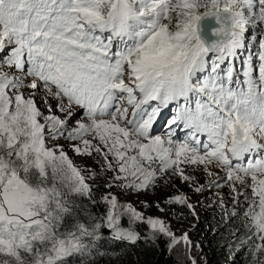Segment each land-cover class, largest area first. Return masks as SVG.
<instances>
[{"label":"snow or ice","instance_id":"1","mask_svg":"<svg viewBox=\"0 0 264 264\" xmlns=\"http://www.w3.org/2000/svg\"><path fill=\"white\" fill-rule=\"evenodd\" d=\"M250 27L264 0H0V264H83L139 224L190 246L117 192L96 198L100 175L140 193L192 184L189 168L229 188L225 216L264 264V39L235 63Z\"/></svg>","mask_w":264,"mask_h":264},{"label":"trees","instance_id":"2","mask_svg":"<svg viewBox=\"0 0 264 264\" xmlns=\"http://www.w3.org/2000/svg\"><path fill=\"white\" fill-rule=\"evenodd\" d=\"M246 37V47L241 50L242 60H246L252 54V50H259L258 42L264 39V27H250ZM166 181L165 179L161 183ZM96 183L100 185L96 192V198L99 199V195L108 190L103 187L105 177L98 176ZM159 184L156 188L160 187ZM161 187L164 188V184ZM151 192L154 191H149ZM82 206L92 213L103 212L105 207L100 203L93 204L87 199L82 200ZM167 209L171 224L180 228L177 232L182 236L188 234L191 242V245H188L189 249L198 252L197 257L201 263L204 257L207 260L206 264H251L253 259L251 252L240 246V240L237 239L242 235L237 231L241 227L239 220L228 221L224 217L225 212H218L216 207L210 215L204 216L194 225L192 215L188 211L175 205L168 206ZM138 229L142 240L137 245L113 241L104 236L93 248V255L84 258L83 264H189L183 252L177 253L167 238L150 239L149 228L144 224H139ZM233 232H236V236Z\"/></svg>","mask_w":264,"mask_h":264},{"label":"rangeland","instance_id":"3","mask_svg":"<svg viewBox=\"0 0 264 264\" xmlns=\"http://www.w3.org/2000/svg\"><path fill=\"white\" fill-rule=\"evenodd\" d=\"M245 43L247 44V37ZM242 50V49H241ZM241 50L238 53V57L235 61L237 67L240 69L241 73L243 71L241 65ZM256 52L257 50H252V56L253 61L258 62L256 59ZM77 161L81 164V166L84 165H94V162L91 158L88 157H77ZM97 171L100 169V165H94ZM188 171L192 173L194 176V181L192 184L183 182L178 176L177 177H168L166 182H163L165 179L160 180V187L153 189L154 192L149 193L148 192H119L117 189L107 190V191H113L117 192L119 195V199L121 202L125 203H132L133 206L137 208L138 211L142 212L145 216L152 217V218H160L166 222V224L170 227L171 231L175 234L177 239H180L182 237L181 234H179L177 231L180 229L178 226H173L171 224V220L168 218V206H178L181 207L184 211H188L192 216V220L194 225L199 223L204 216L210 215V212L217 207L218 212H225V208L228 210V212H231L233 208V203L231 200V197L229 196V188L227 186L224 187H215L210 184V181L212 180L211 177H208L205 175V173L202 170H196L195 172H192V169L189 168ZM105 177L104 175H101ZM164 184V188L161 187V185ZM201 185H206L205 189L203 191L197 192L196 188L200 187ZM176 194H182L185 197H187L188 203L192 205V208H188L186 204H177V203H169L168 201ZM221 198L224 200V207H221ZM157 204L159 205V208L157 207ZM147 205V207L145 206ZM160 209H163L161 211ZM224 217L225 213H224ZM228 221H231L232 219L227 218ZM125 223H127L125 221ZM192 226V225H188ZM187 234V233H185ZM184 234V235H185ZM188 236V234H187ZM149 237L150 239H157L160 237L167 238L170 242L171 239L164 235H158L155 238H152L151 236V230L149 229ZM189 237V236H188ZM173 249L175 251L183 252L184 257L189 261V264H192V260L196 261V264H206L207 260L203 257L202 263L198 260V252H194V250H190L189 246L184 244L183 241L179 244H176Z\"/></svg>","mask_w":264,"mask_h":264},{"label":"water","instance_id":"4","mask_svg":"<svg viewBox=\"0 0 264 264\" xmlns=\"http://www.w3.org/2000/svg\"><path fill=\"white\" fill-rule=\"evenodd\" d=\"M106 237L110 238L113 241H117V240L112 239L111 236L106 235ZM141 240H142V235H141V238L135 244H131V243L127 242V241H117V242L125 243V244H128V245H137Z\"/></svg>","mask_w":264,"mask_h":264},{"label":"bare ground","instance_id":"5","mask_svg":"<svg viewBox=\"0 0 264 264\" xmlns=\"http://www.w3.org/2000/svg\"><path fill=\"white\" fill-rule=\"evenodd\" d=\"M201 244V243H200Z\"/></svg>","mask_w":264,"mask_h":264}]
</instances>
